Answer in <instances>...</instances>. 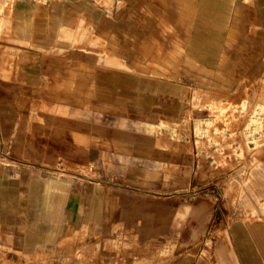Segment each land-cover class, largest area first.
Masks as SVG:
<instances>
[{"label": "rangeland", "instance_id": "rangeland-1", "mask_svg": "<svg viewBox=\"0 0 264 264\" xmlns=\"http://www.w3.org/2000/svg\"><path fill=\"white\" fill-rule=\"evenodd\" d=\"M26 4L0 0V181L72 187L63 264H215L181 258L210 254L219 219L236 207L241 180L264 152L257 0H239L237 38H224L217 56L208 47L205 71L137 81L121 128L95 135L63 118L54 49L30 53L45 14ZM31 34L32 44L23 39Z\"/></svg>", "mask_w": 264, "mask_h": 264}, {"label": "crops", "instance_id": "crops-1", "mask_svg": "<svg viewBox=\"0 0 264 264\" xmlns=\"http://www.w3.org/2000/svg\"><path fill=\"white\" fill-rule=\"evenodd\" d=\"M24 1L33 14L36 1ZM37 2L47 26L30 53L54 49L56 103L64 119L77 121L90 135L97 129L121 128L137 81H167L175 70L205 71L208 47L217 56L224 38H237L233 28L236 32L239 0ZM257 5L263 9L258 21L264 28V0ZM23 39L33 43L32 34ZM94 119L117 122L105 128ZM240 183L236 207L219 219L210 254L181 259L264 264V152ZM72 193L67 183L52 179L0 181V264H63ZM36 256L41 260L30 261Z\"/></svg>", "mask_w": 264, "mask_h": 264}, {"label": "bare ground", "instance_id": "bare-ground-1", "mask_svg": "<svg viewBox=\"0 0 264 264\" xmlns=\"http://www.w3.org/2000/svg\"><path fill=\"white\" fill-rule=\"evenodd\" d=\"M224 23H225V21H224ZM225 25V24H224ZM115 79V78H114ZM43 189H45V190H47V187H44Z\"/></svg>", "mask_w": 264, "mask_h": 264}]
</instances>
